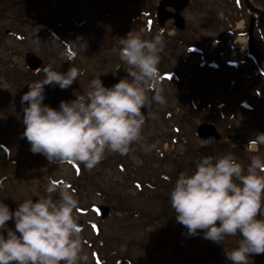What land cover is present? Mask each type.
Masks as SVG:
<instances>
[{
    "label": "clouds",
    "instance_id": "1",
    "mask_svg": "<svg viewBox=\"0 0 264 264\" xmlns=\"http://www.w3.org/2000/svg\"><path fill=\"white\" fill-rule=\"evenodd\" d=\"M119 41L118 55L129 66L128 78L112 87L95 78L86 95L61 101L57 110L43 103L45 86L66 90L83 75L78 68L61 73L48 65L42 69L43 80L28 84L20 101L27 105L22 137L33 154H43L50 164H83L91 171L106 153L127 155L134 143L143 140L153 105L166 103L158 68L165 40L162 32L144 39L131 31ZM213 139H201L199 146L208 147ZM248 143L264 144V133ZM142 147L151 151L155 145ZM194 168L191 174L180 173L170 192L176 222L189 235L202 230L203 238L215 243L239 235L238 247L225 253L232 264H248L250 256L264 254V159L253 155L245 169L227 153L219 158L204 156ZM46 192L35 202L19 203L14 212L0 203V230H6V236L0 231V264H87L82 228L74 215L79 207L74 190L68 183L52 182ZM57 192L59 198L53 199ZM9 221L14 222V230L7 227Z\"/></svg>",
    "mask_w": 264,
    "mask_h": 264
},
{
    "label": "rangeland",
    "instance_id": "2",
    "mask_svg": "<svg viewBox=\"0 0 264 264\" xmlns=\"http://www.w3.org/2000/svg\"><path fill=\"white\" fill-rule=\"evenodd\" d=\"M210 4L213 14L212 38L214 39L223 29L222 27L218 26L215 21L218 18L221 23L227 25V21H229V19L227 18L226 20V15L227 12L230 11V8L227 7L233 3L229 2L228 0H211ZM90 12L91 13L89 15V19L92 20L90 22L101 27V22L95 15V12ZM239 26L242 25L239 23ZM21 29L28 33V38L24 39V37H21L20 41H17L16 39L12 40L10 42L11 44H9L8 46L6 44L0 45L1 56L8 55V47H14V45L18 43V48L21 53L28 52L30 50L43 55L52 53L56 56H59L57 58L60 60L61 56L63 55V50L57 48L55 46L56 44L50 37H45V40L36 39L34 37L32 40L29 29L27 27H21ZM109 29L111 30V25L109 26ZM88 33L92 34L91 32ZM171 36L172 35H166L165 38V44L167 45L166 48L168 49L174 43L169 40ZM84 39L85 36L82 34L81 40L84 41ZM81 40L77 43L83 44ZM38 41H40L41 43ZM244 41H240L237 43V50H244ZM213 42L214 40H212V43ZM220 48H224L226 51L229 50L224 43L219 45L218 49ZM79 49L81 52H83L84 50L83 48ZM232 53L233 51L229 52L230 56L232 55ZM213 57V59H215L216 55ZM198 60L200 59H186V65L181 66L180 68V76L184 78L183 80L179 81L180 84L183 82L187 83L190 79L189 76H191V73L193 72L196 80L194 83L193 91L195 90L198 95L200 93L201 95L206 96V99L212 98V100L214 101L224 100L229 104V113L233 112L234 115H232V117H236L232 120V125L234 127L231 130H234L235 134L237 133L243 140L244 150L247 152L246 144L248 143V141L254 140L260 133V128L264 126V102H261V99H259L257 94L255 93L257 90H259L264 94V86L258 85L259 80L254 74L253 62H251L250 60H246L244 64L241 63L239 64V67L236 68L237 66H232V64L229 63V61H232L233 59L225 61L221 60L219 57H216L217 62L213 63L212 69L206 68L200 70V72H196L195 63H197ZM237 60H239V58ZM14 62L15 65H18L20 63V68L23 67V58H21V60L15 59ZM82 62L81 64L84 65L90 73H94L95 71L104 72L106 70H111L118 63L117 61H113L112 58L111 60H106L105 56L100 58H93L92 60L83 59ZM176 65V50H173L171 51V55L169 58L165 56L164 70L171 73H176ZM242 66L244 67L242 71V89L240 88L239 91H234L233 94L230 93L229 96H227L226 94L228 93L222 91L223 89L221 87V84L224 81V78L221 79V77L224 75L225 79L229 78L228 76L234 75L236 72H238V70L242 68ZM9 67H11V65L7 62H0V72L2 69L6 70ZM98 67L104 69L99 70ZM57 68L61 69L59 63L57 64ZM220 71L221 74L219 73ZM25 75L27 76V72L25 73ZM177 83L176 97H173V95L169 93V91L173 92L170 87L171 84L165 82L164 97L166 99V103L161 107L162 113H158L156 116H154L152 123L146 128L143 135V140L139 143H134L127 155L121 156L118 153H106V159H104L91 171L85 169L83 165V167H80L84 170L82 178L79 175V172L71 166H51L49 163H47L46 157L43 154V160H39L38 158L31 159L26 155H21L24 150H21L23 146L19 143H25L30 148L27 139L20 136V132L24 128V126L21 123V115L17 111V109L20 108L22 109L23 113V108L27 106L26 104L22 105L20 102L22 94L26 92L27 88H24V83H19L20 85L18 87H20L22 91L18 101L20 103V106L17 108H13L12 105L16 102H9L10 99L5 95L4 90H11L12 93L17 87L13 89L14 86H12L8 82L0 83L2 86V89L0 90V99L2 100V106L0 109V124H2L5 129L9 128L11 132L15 134L10 136L11 143L9 153H2L3 151H0V183L2 184V186H0V200L4 202L9 198V200L13 199L15 200V202H18V200L20 201L33 199L34 197H36L37 200L40 197H46L48 195L46 192V188L52 182H55L57 185H60L62 183L72 184L71 189L74 190L75 196L79 201V205H82L86 208L84 212L85 217H83L85 220L92 221L93 223L96 222L98 218L96 216L95 210H93V207L98 204H111L115 207L112 209L113 216L111 217L109 222L100 226L103 229L102 233L105 232V236H119L123 239L133 238L136 239V241L142 238L152 229H144L141 225H139V223L136 224V222H133L132 227H130L126 213L119 212V209L117 207L119 203L126 198V196L135 194V197H137L138 190L136 191L135 187H128L124 182L129 176H131L130 173L137 172L138 165L143 163V160H141L142 157L137 155L136 152L140 151V148H142L141 150H144L142 145L154 144L160 147L162 144V134H166L169 136L176 135V137L178 138V142L174 145L176 158L184 165L186 164L190 166L194 162V158L196 155L195 149L200 147V141L194 136L193 129L200 123H210L209 120L211 119V117H209L210 115L207 116L206 113L201 110H196V112H194L193 101L195 100L193 99V97L191 98V95H187V93H185L184 95L180 93L177 88ZM205 84H209V90L207 91H205L204 89ZM79 89L80 91H82L81 87H79ZM79 89L70 86L69 88H67V92L69 95L77 97L79 95ZM17 91L18 90H16L15 92L16 96L18 95ZM88 91L89 88H85V92ZM178 94L186 97V99L180 98L182 107L178 103L179 101H177V97H179L177 96ZM81 95H84V93H82ZM242 96L245 99V108H243V112L240 111L237 107L238 104L240 105V103L242 102ZM255 98L258 105H252V109L251 104L248 101H253L254 103ZM246 99L248 101H246ZM54 101L56 103H59L60 97H55ZM165 112L166 114L164 115ZM171 114H173V116L176 115V121L172 120V118H168ZM228 120V118H226L225 120L216 118L215 120V122L219 126L218 128L222 132L225 133V131H228L226 132L227 135L231 133L229 132V129L226 130L225 128L226 122ZM173 126L178 127L176 128V131L180 130L179 134L174 133L172 128ZM2 135L3 134L0 132V138H3L1 139L2 141H4V139H7L5 138L6 136ZM8 141L9 140H7L6 142ZM227 143L230 142L225 139L222 144L225 145ZM15 145L16 147H14ZM224 145L221 146L226 147ZM5 146H7V144ZM169 148L170 149L168 150L173 149L170 146ZM19 152L21 153L19 154ZM147 152L152 153L153 149ZM212 152L214 154L212 155V157L215 158L220 156L217 150H213ZM171 153L172 151H169L166 156L173 157ZM253 155H258L262 159H264V148L260 149L258 153H253L252 156ZM191 167H194V164ZM165 171L167 173H170V171L172 172V170L170 169H166ZM79 177L81 179H79ZM97 186L101 187L98 188ZM171 188V185H166L165 194H159V198L155 200L157 201L155 203L144 202H152L151 198L154 199L153 193L149 191L148 193L150 194L151 198H142L143 202H141L139 205L145 207V212L143 213V215L153 223L156 222L155 215L150 214L151 212H153V210H150L146 207L148 205H155L158 209L164 212L166 229L164 230V234L159 235L161 243L163 242L162 246L158 245V243H152V245L149 247L138 244L128 247L127 244L124 243L121 244L122 248L127 250L138 264H232V262L226 258V255L219 261L214 260L215 262H212L207 256L208 250L207 247L204 246L205 243H201V246H198L196 244L198 242L194 241L192 237H186V231H188L187 228L176 222V217H174V214L172 213L173 210L168 202V197L170 196L169 190ZM145 189H148V187H146ZM4 196H7V198H4ZM58 198V192L54 193L53 199ZM74 213L77 218H81L78 210L74 211ZM257 218L260 217L258 216ZM10 222L12 223L10 228L14 230V222L9 221L8 224ZM163 225H161L159 228L160 233H162ZM95 234L96 226L89 225L86 228L84 234L81 235L83 240L84 252L87 253L89 257L87 264H100L102 261H105L104 259L106 258V264H112L109 253L118 244L115 243L111 248L103 249H100V245L98 243L89 245V242L95 238ZM150 240V237L143 238V241L146 243L150 242ZM113 242L114 240L109 241L107 244ZM120 254L123 253L119 252L116 257H118ZM260 259V263L264 264V255H262ZM122 264H132V260L124 256Z\"/></svg>",
    "mask_w": 264,
    "mask_h": 264
},
{
    "label": "flooded vegetation",
    "instance_id": "3",
    "mask_svg": "<svg viewBox=\"0 0 264 264\" xmlns=\"http://www.w3.org/2000/svg\"><path fill=\"white\" fill-rule=\"evenodd\" d=\"M98 2L97 4L95 2ZM239 15L246 25L252 18L256 20L254 28V43L258 54L254 57L258 68L264 73V15L260 13H252L244 6V0H237ZM162 0H56L55 7L51 8L50 0H0V45L4 39H12V33L23 34L28 38V33L21 27H27L31 35V39L36 36V30L41 26L53 24V20L50 17V13L45 9L56 10L63 18H56L54 21L57 23L68 24L74 20L71 18L72 14L81 15L84 20L83 26H86V22L89 20L90 11H94L98 19L101 18L103 25H112L114 28L107 32L108 35L116 34L117 32L132 31L134 35L142 33L140 36L144 39H150L157 33H163L165 39V33L167 28H172V38L176 39V59L181 60L187 57L197 58L203 57L204 54H200L199 47L206 52L207 44L212 35V7L210 0H191L190 5L183 7V5L176 6V29L174 28V20L168 21L165 27L158 26L156 20V11ZM254 6L264 13V0H251ZM135 9V11H133ZM173 11L172 9H170ZM138 14L137 18L134 17L135 22L127 17V13ZM142 18V24L140 18ZM119 17V21H118ZM170 33L167 30V34ZM91 36L88 35V38ZM107 37L104 38L100 53L110 55H118V50L121 46H110L114 43L106 45ZM118 41V40H117ZM92 49H95L91 46ZM115 50V51H114ZM96 51V50H94ZM178 53V54H177ZM185 53H189L186 55ZM199 53V54H198ZM164 51L160 54L161 61L158 65L159 73L164 74L163 59ZM26 55V54H25ZM8 63L15 69H22L24 76L19 75V82L24 78L25 80H33L34 76L39 79H44V73L40 68L36 72L28 70L23 66L20 68V63L15 65L14 60L20 59L19 52L8 51L6 55ZM44 63H47L45 59ZM50 63V62H49ZM52 64V63H50ZM180 64V62L178 63ZM126 67V66H125ZM27 72V76L25 73ZM117 75L116 70L103 74ZM18 83V82H17ZM162 83L159 78V85ZM5 95L10 99L9 102L17 100L15 91H5ZM144 160V159H143ZM155 200V199H154ZM253 256V255H252Z\"/></svg>",
    "mask_w": 264,
    "mask_h": 264
},
{
    "label": "water",
    "instance_id": "4",
    "mask_svg": "<svg viewBox=\"0 0 264 264\" xmlns=\"http://www.w3.org/2000/svg\"><path fill=\"white\" fill-rule=\"evenodd\" d=\"M211 128V127H210ZM212 129V134H213V128H211ZM211 129H209V128H205L204 129V134L206 135V136H208V135H210V133H211Z\"/></svg>",
    "mask_w": 264,
    "mask_h": 264
},
{
    "label": "snow or ice",
    "instance_id": "5",
    "mask_svg": "<svg viewBox=\"0 0 264 264\" xmlns=\"http://www.w3.org/2000/svg\"><path fill=\"white\" fill-rule=\"evenodd\" d=\"M77 171H79V169H77Z\"/></svg>",
    "mask_w": 264,
    "mask_h": 264
}]
</instances>
